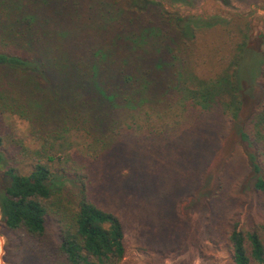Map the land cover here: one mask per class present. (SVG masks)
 <instances>
[{"label": "trees", "instance_id": "trees-1", "mask_svg": "<svg viewBox=\"0 0 264 264\" xmlns=\"http://www.w3.org/2000/svg\"><path fill=\"white\" fill-rule=\"evenodd\" d=\"M6 115L24 119L40 146L28 148ZM189 132L199 135L196 184L168 202L161 171L176 165L172 150ZM69 133L84 144L57 157L54 143ZM263 157L264 33L242 13L181 14L160 0H0L5 264H125L126 222L94 195L106 183L137 198L151 187L159 240L150 238L145 264L178 261L188 234L199 264L209 247L228 264H264ZM187 199L194 220L177 209Z\"/></svg>", "mask_w": 264, "mask_h": 264}, {"label": "rangeland", "instance_id": "rangeland-1", "mask_svg": "<svg viewBox=\"0 0 264 264\" xmlns=\"http://www.w3.org/2000/svg\"><path fill=\"white\" fill-rule=\"evenodd\" d=\"M166 8L169 10L177 11L181 14H196L203 16L219 15L221 17L229 18L233 14L242 13L245 19L250 21L252 27L264 33V3L260 2L258 5H252L246 7L236 1L230 3H224L222 0H200L198 2H180L176 0H160ZM246 15V16H245ZM5 121L10 125L11 130L14 134L21 138L24 144L30 149H36L40 146L39 142L35 140L29 133L28 124L24 119H21L15 115H6ZM134 122H139L135 120ZM185 140L180 145V149H173L171 158L175 162V166L168 165L167 169L161 171L164 181L163 189L166 193L167 201H175L182 195H188L193 192V188L196 184V172L200 170L198 164L201 160V151L197 145L199 141V135H192V133L185 134ZM84 138L76 133L66 134L63 138L58 140L55 144L58 154L57 157L62 158L63 153L66 150H74L81 148L84 144ZM173 156L178 157L173 158ZM24 169L28 168L29 161L25 159ZM23 162V163H24ZM264 162V157H263ZM167 164H170L169 162ZM195 164L197 167H194ZM124 173V170H123ZM66 186L71 183L66 180ZM120 189H124V185L118 184ZM113 187V188H112ZM110 188V184L106 183L104 186H100L95 190V197L102 204L110 206L115 211H118L126 222L127 226V237L129 243V251L125 256V264H145L154 259V252L147 249L146 247L154 246L150 245L152 238L153 240H159L158 237H151L154 234L153 226L151 223L154 215V194H151V187L148 190L150 193H143V196L137 198L135 190L127 191L126 193L121 192L119 189H115L114 186ZM114 189L115 193L112 191ZM162 191V190H161ZM191 197V196H190ZM189 197V198H190ZM151 203V204H150ZM188 203V199L182 201L177 206V209L183 215H190L191 219L194 220L196 211H189L185 206ZM157 208L160 212L164 207L160 203H157ZM170 203H168V207ZM188 242V248L179 256V260H173L167 264H179L180 260H188L189 264H199L196 259V246L192 244L193 236L188 234L186 237ZM7 238L0 233V264H5L3 261V247L6 245ZM141 246V247H140ZM140 247V248H139ZM145 247L146 249H143ZM206 257H208V264H228V256L226 252L221 250H212L207 248Z\"/></svg>", "mask_w": 264, "mask_h": 264}, {"label": "water", "instance_id": "water-1", "mask_svg": "<svg viewBox=\"0 0 264 264\" xmlns=\"http://www.w3.org/2000/svg\"><path fill=\"white\" fill-rule=\"evenodd\" d=\"M8 242V240H6V243Z\"/></svg>", "mask_w": 264, "mask_h": 264}]
</instances>
